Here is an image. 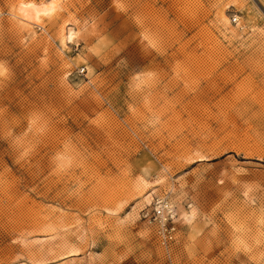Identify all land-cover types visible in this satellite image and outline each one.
<instances>
[{
	"label": "rangeland",
	"instance_id": "1",
	"mask_svg": "<svg viewBox=\"0 0 264 264\" xmlns=\"http://www.w3.org/2000/svg\"><path fill=\"white\" fill-rule=\"evenodd\" d=\"M49 1L0 0V264H264V0Z\"/></svg>",
	"mask_w": 264,
	"mask_h": 264
},
{
	"label": "bare ground",
	"instance_id": "2",
	"mask_svg": "<svg viewBox=\"0 0 264 264\" xmlns=\"http://www.w3.org/2000/svg\"><path fill=\"white\" fill-rule=\"evenodd\" d=\"M57 2L58 0H51L47 2L46 4L40 3L38 5H35L33 3H27V4L19 3L17 12H18L19 17L22 20L26 22H30L31 24L32 23L36 24L40 20L41 16L50 15L55 10L57 6ZM2 69L3 68L0 67V75L2 73ZM163 208H164V204L162 202V210H163L162 214L168 217V215H166L165 213V211L167 210V212H169L168 214L170 215L168 218H170L171 220L175 219V212H178V211H174L175 206H174L173 200L165 201L166 210H164ZM177 214H178V219L183 224V223H187L190 221L193 215V211L192 210L182 211L179 209V213Z\"/></svg>",
	"mask_w": 264,
	"mask_h": 264
},
{
	"label": "built area",
	"instance_id": "3",
	"mask_svg": "<svg viewBox=\"0 0 264 264\" xmlns=\"http://www.w3.org/2000/svg\"><path fill=\"white\" fill-rule=\"evenodd\" d=\"M154 211V219L156 221V233L158 235L159 240L162 243L171 242L175 235V227L171 223V219L168 217L162 218V199L158 198L155 202V206L153 208Z\"/></svg>",
	"mask_w": 264,
	"mask_h": 264
},
{
	"label": "snow or ice",
	"instance_id": "4",
	"mask_svg": "<svg viewBox=\"0 0 264 264\" xmlns=\"http://www.w3.org/2000/svg\"><path fill=\"white\" fill-rule=\"evenodd\" d=\"M124 59L126 60L128 65V72L138 70V57L136 53L132 51V49H129V51L125 53Z\"/></svg>",
	"mask_w": 264,
	"mask_h": 264
}]
</instances>
